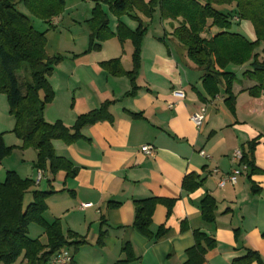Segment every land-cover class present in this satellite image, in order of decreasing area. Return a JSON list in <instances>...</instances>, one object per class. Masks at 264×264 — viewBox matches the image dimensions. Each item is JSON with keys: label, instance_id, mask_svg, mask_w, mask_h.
Here are the masks:
<instances>
[{"label": "crops", "instance_id": "crops-1", "mask_svg": "<svg viewBox=\"0 0 264 264\" xmlns=\"http://www.w3.org/2000/svg\"><path fill=\"white\" fill-rule=\"evenodd\" d=\"M87 2H93L91 9L98 2L106 13L110 35L88 50L92 10L69 13L67 8V15L46 22V55L60 60L48 78L54 97L44 119L71 127L77 116L108 100L110 117L82 126L72 141H52L56 154L68 162L66 169L32 167L21 176L33 179L34 188L50 191L43 218L49 223L58 219L62 232L72 235L71 244L57 251L68 250L70 264H186L195 253L197 232L214 239L200 264H264V89L251 94L258 83L243 74L251 65L228 67L236 76L233 99H226L223 79L215 94L208 93L203 68L174 35L178 22L168 19L166 27L168 20L161 18L158 29L146 27L133 75L134 45L129 38L119 39L117 27L122 22L134 30L135 16L117 15L103 0ZM112 59L114 66H105ZM176 90L184 97L175 96ZM202 105L206 114L198 129L190 115ZM249 141H255V170L248 166L236 183L219 186L220 177L238 164L232 162L233 150L246 148ZM144 144L154 147L153 155L140 150ZM29 152L23 165L37 159V150ZM188 174L195 176L194 187L184 183ZM206 196L215 204L212 221L202 216ZM26 197L32 199L31 193ZM150 197L172 203L155 205L148 236L134 222L137 201ZM89 202L92 206L80 207ZM35 238L47 243L43 230ZM198 239L206 246L203 237Z\"/></svg>", "mask_w": 264, "mask_h": 264}, {"label": "trees", "instance_id": "trees-1", "mask_svg": "<svg viewBox=\"0 0 264 264\" xmlns=\"http://www.w3.org/2000/svg\"><path fill=\"white\" fill-rule=\"evenodd\" d=\"M103 1L117 15L130 12L136 14L137 11L151 15L152 6L159 5L163 19L178 22L174 35L185 46L187 56L203 68L208 93L215 94L218 83L223 79L226 99H233L232 84L236 76L228 67L247 63L251 65V70L243 74L258 83L250 88L251 94L264 89V61H259L255 52L258 43L264 42V0H150L148 4L143 0ZM20 2L32 15L48 22L63 10L65 0H0V92L7 95L9 112L14 119L13 131L23 140L24 145L37 150L35 167L56 172L66 169L68 162L56 154L52 141H72L80 135L82 126L109 118L108 106L112 101H105L99 108L77 116L71 127L65 126L60 120L49 123L44 119L45 106L54 97L48 78L60 56L46 55L44 31L34 28L31 17L18 7ZM243 19L251 22L255 40H250L238 29V23ZM138 20V26L134 30L122 22L117 27L119 39L124 41L129 38L134 45L133 75L138 68L141 40L146 31V26ZM87 22L90 28L88 50L96 49L100 46L99 42L110 35L108 16L101 10L98 2ZM115 61L116 59H112L104 64L112 68ZM22 69L29 72L24 91L18 77ZM254 146L255 141H249L247 147L241 149V161L252 170H255ZM11 148L5 144L0 133V163ZM194 177L193 174H188L184 183L194 187ZM28 192L32 199L26 202ZM49 194L50 191L34 188V180L31 178H23L14 170L5 172V179L0 181V262L51 264L53 254L71 244L68 237L72 235L66 236L62 232L58 219L49 223L43 218ZM160 201H164L169 207L172 203L171 200L159 197L137 201L134 225L148 236L151 234V214ZM214 207L210 196L203 198L201 210L205 220H213ZM32 223L42 228L47 243L28 235V226ZM161 233L162 230L157 236ZM199 236L204 238L206 246L202 245ZM212 246L213 238L196 232L195 253L186 264H200L206 248ZM256 254L255 251H250L251 257Z\"/></svg>", "mask_w": 264, "mask_h": 264}, {"label": "rangeland", "instance_id": "rangeland-1", "mask_svg": "<svg viewBox=\"0 0 264 264\" xmlns=\"http://www.w3.org/2000/svg\"><path fill=\"white\" fill-rule=\"evenodd\" d=\"M148 3H149V1L146 2V4H148ZM17 5L20 8V10L24 11L26 14H28L31 17V20H32V23H33V26L35 29L42 31L45 28H47L46 21H44L40 17L32 15L28 11V9L24 6L23 3L20 2ZM92 6H93V2L91 4H89L87 2V0H65L63 10L58 15H61L62 13H64L67 8H69V11H68L69 13H71V12H73V13H78V12L79 13H85L86 10H88V12L90 13V11L92 10L91 9ZM152 7L153 8H152V14L151 15H147L144 12H142L141 15L139 14L140 17H137V18L142 21L144 26H146V27L150 26V27H152V29H154V28L158 29V27H161L160 21L162 18L160 6L159 5H156V6L153 5ZM89 13H87V14L89 15ZM130 13L133 15L135 14L134 12H130ZM65 15H67L66 12H65ZM152 15H153V18H152ZM138 19H136V21H137L136 26L138 25V21H139ZM166 20H168V19H166ZM169 20H171V19H169ZM169 20L165 22L164 26H166V27L168 26L167 22H169ZM171 21H173V20H171ZM85 26L88 27L87 24ZM136 26L134 25V27H136ZM238 26L241 29V31L248 38H253V40L256 39V35L253 34V32L251 30L252 24L249 20H245V19L241 20L240 23H238ZM75 29L76 28H74V30ZM146 31H145V34H146ZM142 40H143V38H142ZM255 52L257 54V58H264V42L258 43V46L255 49ZM235 71L239 74V69H236ZM18 77L20 80V84L23 88L24 83L29 80V72L26 71L25 69H22L18 73ZM23 91H24V88H23ZM13 127H14V119L12 118V116L9 112V103L7 100V95L4 92H0V133H2V135H3V138L5 140V144L12 147L10 153L4 158L5 159L4 164L7 166H15L16 170H17L16 172L20 176H23L27 172H28V174H30L31 168L35 167V163L37 161L35 159L32 164L29 163V165H23L22 160H25L26 158H28V154L30 153L29 151H32V150L34 151V149L31 146L24 145L23 140L19 136H17L16 133L13 131ZM27 150H28V152L25 153ZM27 161H29V160H27ZM4 164L0 163V181H3L5 179V172L7 170H11V169L6 168L4 166ZM28 198L27 197L25 198L26 202L31 200V197H28ZM41 231H42L41 228L34 223H32L28 226V235L31 238L38 237L39 232H41ZM0 264H18V262L6 263V262L2 261V262H0Z\"/></svg>", "mask_w": 264, "mask_h": 264}, {"label": "built area", "instance_id": "built-area-1", "mask_svg": "<svg viewBox=\"0 0 264 264\" xmlns=\"http://www.w3.org/2000/svg\"><path fill=\"white\" fill-rule=\"evenodd\" d=\"M173 94L179 98H183L184 97V93L181 90H176L173 91ZM205 114H206V106L202 105L201 107H199L196 111H194L191 115H190V120L192 121V123L195 125L196 128H201L203 123H204V119H205ZM140 150L145 153L146 155H153L154 154V147L150 144H144L141 145ZM199 153L203 156L208 157V155L205 154L204 151H199ZM243 156V152L240 148L234 149L232 152V162L234 164L238 163L234 168H232L231 172L223 175L222 177H220L219 181H218V185L219 186H224L226 184V182H230L232 184L236 183L237 180V176L246 169V165L241 163V159ZM215 172H218V169H214ZM41 174H39L38 179H40ZM92 206V203H81L80 207L81 208H85V207H89ZM72 260L71 254L68 250H60L57 251L56 253L53 254L52 258H51V262L55 263V264H70Z\"/></svg>", "mask_w": 264, "mask_h": 264}]
</instances>
